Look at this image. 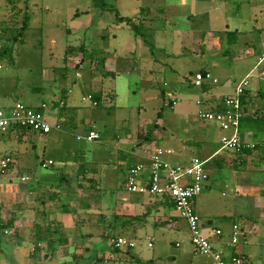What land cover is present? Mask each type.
Instances as JSON below:
<instances>
[{
	"label": "rangeland",
	"instance_id": "obj_1",
	"mask_svg": "<svg viewBox=\"0 0 264 264\" xmlns=\"http://www.w3.org/2000/svg\"><path fill=\"white\" fill-rule=\"evenodd\" d=\"M187 12H196L195 19L181 17ZM198 12L223 13L229 16L228 21L234 12L246 16L262 12L260 18L264 21V0H0V24L6 32L1 39L0 106L15 101L30 106L46 103L44 113L48 122L51 125L58 119L61 126V131L55 129L46 135L31 131L23 141H18L17 130L0 134V184L4 178L12 177L11 183L28 188L36 178L48 177L53 189L64 186L70 208L59 219L56 214L61 212L56 206L40 205L41 198L34 200L33 193L25 196L23 204L16 202L14 196L6 197L0 204L5 218L12 211L19 212L15 203L23 206V214L15 222V231L2 235L0 264H114L110 239L118 235L134 243L132 253L140 260L131 262L125 256L126 261L120 264H148L147 260L162 255L154 260L161 264L167 255L176 252L174 242H190L185 226L175 230L153 225L154 218L164 211L161 206L155 215L152 210L147 213L148 194L142 197L143 207L136 210L140 220L127 228L107 225L113 221L110 213L119 201L117 194L130 195L124 187L125 177L128 168L138 160L133 151L140 146L145 150L148 146L172 149L178 154L174 162H179L181 156L205 159L203 148L220 145L224 131L198 118V112L205 107L197 102L205 99L206 93L194 85V75L198 65L208 62L207 69L221 82L227 70L220 61L225 58L232 63L235 59L231 53L220 54L215 47L202 48L203 54L195 56L193 28L202 23ZM26 18V26L21 29ZM150 20L154 22L149 24ZM165 21L172 23L165 25ZM10 25L13 38H8L6 31ZM250 26L251 23L243 25V29ZM100 29L108 32L97 38ZM247 37L256 40L258 34L250 33ZM82 44L87 50L83 52V63L76 68L72 59L81 57V50L72 49L67 56L66 53L70 47ZM107 47L105 53L110 55L105 68H115V76L95 71V67L102 65L94 59L102 60ZM247 80L250 82V77ZM162 90L164 97L160 96ZM93 93H97L96 106L88 99ZM63 94L65 106L58 104ZM83 98L88 101L83 102ZM257 100L261 102L260 98ZM53 102L59 105L58 115L51 113ZM159 110L162 116L157 119ZM211 126L214 128L210 129ZM90 127L100 133L92 142L81 139ZM123 139L132 142L125 144ZM6 156L11 162L3 168ZM49 158L54 164L41 167V161ZM17 161L24 169L18 170ZM20 171L30 181L22 180ZM213 171L207 169L209 179L196 197L201 198L202 211L196 210L202 219L210 217L217 223L237 221L240 214L236 210L240 207L234 209L235 202L244 199H236L232 191L224 189L223 178ZM32 205L35 210H31ZM212 207L216 209L213 211ZM44 208L47 214L42 217ZM51 208L54 216L48 212ZM169 213L178 217L174 210ZM48 220L61 236L53 251H48V246L54 243L55 233L33 237L37 228L45 231ZM178 220L182 226L184 220ZM147 236L153 239L152 247L147 246ZM38 242L40 250L34 254L32 247Z\"/></svg>",
	"mask_w": 264,
	"mask_h": 264
},
{
	"label": "crops",
	"instance_id": "obj_2",
	"mask_svg": "<svg viewBox=\"0 0 264 264\" xmlns=\"http://www.w3.org/2000/svg\"><path fill=\"white\" fill-rule=\"evenodd\" d=\"M261 13L262 12H251L246 16L241 14V12H234L233 15H231L232 20L228 21L227 19H229L228 18L229 16L223 13L198 12L200 16V21L202 23L197 27L193 28V31H195V39L193 45L196 47L194 50L195 56H201L203 54L204 49L211 50L215 47L220 54L224 53V55H227L231 53L232 57L235 59V61L232 63L229 60H226L225 58H222V61H220V63L226 66L225 71L227 70V74L223 76L221 82H220L221 79L219 78L217 79L216 75L214 74V76L213 75L212 76L215 79H217V82L213 83L211 80L204 81L202 85L199 86L200 89L204 91V93H206L205 99H202L199 105H202L205 107V109H209V110L220 109L222 105V98L226 95L232 94L234 92L235 86L240 80L249 77L251 79L243 96L244 120H242V122L240 123V135L241 137H245L257 143L258 145H262V146H259L260 148H257L256 150L240 153V154L223 150L221 149L220 145L219 147H214L213 149L203 148V151H205L204 153L206 154V158L201 159L206 161L205 163L206 173H207V169L214 170L213 172L217 173L219 175V178L220 177L223 178L222 183L224 189L228 191H232L234 193V198L244 199V202H235L234 209L237 206L238 208L240 207L239 210H236V212L240 214L237 221L228 220L217 223L214 222L213 219L210 217H205L203 219L201 217L202 233L205 236L209 237L213 247L223 252V254L226 257H229L235 252H238L247 258L249 264H264V179H263L264 178V164H263L264 163V109L261 107L264 106V93H263L264 92V39H261L262 36L264 35V33L263 34L261 33L264 31V21H261L262 19L260 18ZM149 14L150 12H147V16ZM180 15L181 17L188 20L195 19L196 12H191V13L187 12ZM176 17H172V18L175 19ZM145 20L146 19L143 18V22H145ZM147 22L151 24L154 21L150 20ZM164 23L165 25H170L172 21H165ZM248 23H251V26L248 27V29H243V25L245 26ZM107 32L108 30L106 29L105 30L100 29L97 31L96 36L97 38L105 37ZM199 32H201L200 34L203 35L202 36L199 35ZM230 32H233L235 34V40L232 41L234 43H231L230 41L234 37L233 35L230 36L228 35ZM250 33L258 34L257 37L258 39L256 40L253 39L254 41L249 39L247 37V34L249 35ZM242 38L244 39L242 40ZM183 48H185V46H183ZM108 49L109 47L104 49V51L102 52L103 57L101 55L102 58L101 61L100 58L98 57L96 58L97 61L94 59L97 62V64L102 65L101 68L95 67V71L99 69V71L102 72L103 75L115 76L116 73L115 68H108V69L105 68V63H106L105 60L107 61V56L110 55L109 53L108 54L105 53V51H107ZM80 59L81 57H74V59H72L74 60L73 66H75L76 63L80 61ZM82 63L83 61L80 62L78 67H80ZM198 66H199L198 69H196L197 72L200 71L210 72V70L207 69V67L210 66L208 65V62H204ZM77 75L78 73H76V76ZM257 98H260L261 102H259ZM52 112L53 114H57V115L59 114L57 107L52 106L51 113ZM60 119L61 121L64 120L63 117H60ZM57 120H55L54 123L51 124V130L46 134H49L52 130L55 129L61 131L60 127L58 126ZM255 120L256 121L260 120V122L256 124ZM210 123L212 124L213 122H209V124ZM213 124L217 125L216 123ZM213 128L214 127L211 126L210 129ZM217 128H219V126ZM14 130H17L16 137L18 141L25 140L24 138H27V134L29 133V132H21L18 129H9L7 132ZM90 130H94L98 132V134L100 135L99 131L95 130L93 127H90L89 131ZM23 133H25L26 135H24L22 139H20V135H22ZM223 133L222 134L225 135L228 132L224 131ZM46 134H40V135H46ZM149 137L150 134H147V140L149 139ZM82 138L84 139V137H81V139ZM122 142L125 144H129L132 141L129 139L127 140L123 139ZM152 148L153 146L150 147L148 146L147 150H145L143 149L142 146H140V148L136 149L135 152L133 151L134 155L135 154L138 155V160L134 164L146 162V159L143 156L146 153L148 154L150 149ZM176 155L178 154H176V152L173 151L172 154L165 155L164 159L172 163L187 164L190 158L193 157L191 156V157L183 158L182 156L180 157L179 155L181 161L174 162ZM6 158H9L10 161L7 163V165L4 168H8L9 167L8 164L11 162L10 157L6 156L5 159ZM49 160L53 161L50 158L47 161ZM47 161H41V167L48 168L49 166L54 164V161L52 162V164H47ZM17 162L18 164L16 166L18 170L24 169L23 168L24 166L19 161ZM208 163L209 165L208 167H206V164ZM261 163L263 164L262 167H260ZM217 170H219V172ZM19 174L21 179L26 178V180L24 181L26 182L30 181L29 176H25L23 173H21V171ZM207 176L208 178L206 181H208L209 179L208 173ZM11 178L9 177L4 178L3 184H0V204H2V202L5 201L6 197L8 198L11 196L17 198L15 199L16 202L23 204L25 201L24 200L25 196L31 193H33L32 195L33 199L37 200L40 196H42V194L46 189H49V187L53 186L51 185V183H49V180L47 179L48 177H43L42 179L39 177L36 178L35 180H33V184L28 188L23 185H17L11 183L12 182ZM63 188L64 186L60 187V191L62 193H63ZM16 192H18V196L20 197L19 199L18 196L17 197L15 196ZM117 195L119 201L115 207V211L113 213H110L112 214V216L115 215L117 217L114 225L119 224L120 222H122V220H124L121 219L120 221L121 217L123 218L125 217L126 219L132 215L137 214L136 210H140L144 205V199H142L144 195H137L132 193H130L131 196L128 194L126 195L124 193L122 194L118 193ZM63 196L65 197L64 193ZM152 196L153 195H147V213L152 210L155 215L160 211L161 206H163V211H164L163 215H157V217L154 218L153 225L155 227L161 225L166 228H173L175 230H179V227L180 228H182L183 226L187 227L185 221L184 224H182L181 226L178 217L175 216V214L169 213L173 211L172 207H169L167 204H165L161 198L155 199ZM196 197L193 201L194 208L195 210L198 208V210L202 211L201 198L197 200ZM120 201L123 202L119 203ZM48 203L49 202H47V204ZM15 204L18 207H20L18 212L20 218L23 214L22 212L23 206H20V204L18 203ZM35 209L36 206L32 205L31 210H35ZM215 209L216 208L212 207L213 211ZM197 214L200 216L199 212H197ZM58 215L60 216L59 219H61V217L64 214L63 213L56 214V216ZM52 216H54V214H52ZM234 224L237 225L241 231L238 244L235 248L230 246V237L232 232V226ZM216 229L221 230V234L218 236L215 235L214 233V230ZM147 239L149 240L147 242V246H148V243L149 242L152 243L153 239L149 236H147ZM174 246L177 248L176 252L167 255L166 256L167 259H165L167 262L164 261L161 264H211V260L209 257L193 255L192 247L189 241L187 242L176 241L174 242ZM161 258L162 255H157L155 258H151L153 262L148 264H157V262H154V260Z\"/></svg>",
	"mask_w": 264,
	"mask_h": 264
},
{
	"label": "built area",
	"instance_id": "obj_3",
	"mask_svg": "<svg viewBox=\"0 0 264 264\" xmlns=\"http://www.w3.org/2000/svg\"><path fill=\"white\" fill-rule=\"evenodd\" d=\"M4 35H6L5 29L0 24V53L3 50L1 39ZM1 68L2 63L0 62ZM209 80L213 83L217 82V79L213 78L209 71H200L195 73L193 83L195 86H201L204 81ZM248 84L247 78L240 80L235 86L234 92L222 98L220 109H203L198 112L199 119L216 123L221 130L228 132L222 135L219 141L223 150L240 153L244 149L253 150L256 146H262L240 135V119L244 115L241 97ZM88 99L90 100L91 97L89 96ZM82 100L83 102L88 101L84 98ZM199 103L197 102V104ZM92 105L96 106V103L92 101ZM46 108V103L30 106L20 101L0 106V134L17 128H28L40 134L48 133L51 130V125L44 113ZM99 137L98 132L90 130L84 139L92 142ZM172 153L171 149L154 147L143 156L146 162L130 166L124 182L126 191L137 195L169 197L173 203V210L178 217L186 222L193 255L207 256L210 258L211 264H249L247 258L238 252L226 257L223 252L214 248L209 237L202 233V220L194 208L193 201L201 193L208 178L205 171L206 161L198 157H191L187 164H182L164 159L165 155ZM9 161V158L3 160L2 167H5ZM47 164H52V161H47ZM22 180H26V178H22ZM214 233L218 236L221 234V230L216 229ZM240 235L239 227L234 224L230 237L231 247L237 246ZM110 243L117 248L132 249L134 247V243L130 239L120 235L112 237ZM37 246L39 247L41 244L38 243ZM148 246L151 247L152 243L149 242ZM32 250L34 251L35 247H32Z\"/></svg>",
	"mask_w": 264,
	"mask_h": 264
},
{
	"label": "trees",
	"instance_id": "obj_4",
	"mask_svg": "<svg viewBox=\"0 0 264 264\" xmlns=\"http://www.w3.org/2000/svg\"><path fill=\"white\" fill-rule=\"evenodd\" d=\"M27 18L24 19L23 21V24H21V29L24 28L26 26V23H27ZM6 29L7 32L9 31V37L8 38H13L12 35H10V31L12 30V26H8ZM12 32V31H11ZM8 34V33H7ZM229 36L230 35H233L234 37L230 40L231 42L235 40V34L233 32H230L228 34ZM72 49H77V50H81V59L78 63H76V65L74 67H78L80 62H82L84 60V51L87 50V48H85L84 44H82L81 46H78V47H70L68 50H67V53H66V56L67 54L71 53L70 51ZM92 58L94 59V55L92 56ZM65 62L67 61V57H65ZM95 61V60H94ZM97 61V60H96ZM95 61V62H96ZM99 61V59H98ZM101 61V59H100ZM97 64V62H96ZM64 76V74H63ZM65 94V93H64ZM63 94V96L59 99L60 101L58 102V104H62L63 106H65V103L63 101V98L65 97V95ZM160 96L161 97H164L165 96V93H164V90H162L160 92ZM244 96V95H243ZM243 96L241 97V102L244 103V98ZM91 97V100L94 101L97 105V93H93L90 95ZM173 102H170L169 105H173L172 104ZM53 107H59V105H56L55 102H53ZM157 118H161L162 116V113H161V110H159L156 114ZM242 120H244L243 117H241L240 119V123L242 122ZM256 121V120H255ZM260 120L256 121V124L259 123ZM58 126L61 127L58 123ZM18 130H20L21 132H30L31 130L28 129V128H17ZM33 132V131H32ZM257 148H260L259 146H256L253 150H256ZM253 150H250V149H244L242 150V152L240 153H245V152H249V151H253ZM239 153V154H240ZM84 163V162H83ZM83 165V164H82ZM4 168V167H3ZM85 171V170H84ZM80 184V183H78ZM48 190V189H46ZM49 191V192H48ZM48 191H44V193L42 194V196H40V205L42 206H45L47 204V202H49V206H51V203L52 205H55V209L61 213H65V214H68L70 212V208L68 207V202H67V198L63 196V193L60 191V189H53V186L52 187H49V190ZM64 197V198H63ZM162 201L167 204L169 207H172V200L167 197V196H164V197H161ZM41 207V206H40ZM47 212V209L44 208L42 209V217L43 215L46 216V213ZM49 213H52L54 212V210H52V208L48 211ZM51 214V215H52ZM19 214L18 213H14L13 211L11 212V216L9 218H5L4 214H2L1 212V207H0V243H1V240H2V235H5L6 233H9L11 231H15L16 229V226H15V221L18 220L19 218ZM111 217H113V221L112 222H109L110 224L107 225V227L111 228L113 226H116V224L114 225L115 223V220L117 219V217L115 215L112 216V214H110ZM46 218H50L49 216L48 217H45L44 219ZM141 216L139 215H132L130 216L129 218H126L124 220H122V222H120L118 225L120 227H126L128 224L130 223H134L136 220H140ZM51 220H48V222L46 223V226H45V231H41L39 230V228H37V232L36 234H34L33 237H41L42 235H44V237H46V233H55L56 235V239L54 241V243H51L49 246H48V251H53L55 250V244H58L60 241H61V236L59 234V232L57 231V228H51V223H50ZM36 225H39V223L37 222ZM16 232H14L15 234ZM48 235H47V239H48ZM114 237V236H113ZM112 238V237H111ZM39 243V242H38ZM37 243V244H38ZM37 244H34L33 247H35V250H34V254L36 252H38L37 250H40V247L37 246ZM111 244V243H110ZM113 254H114V261L116 263H119L120 262H125L126 260L124 259V257H128V260L130 259L131 262H136V263H140V260L139 258H136L135 255H133L132 253V249H121L120 247L117 248V247H114L112 244H111V250H110ZM153 262V260L149 259L146 263H151ZM156 262V261H154ZM123 264V263H122Z\"/></svg>",
	"mask_w": 264,
	"mask_h": 264
}]
</instances>
